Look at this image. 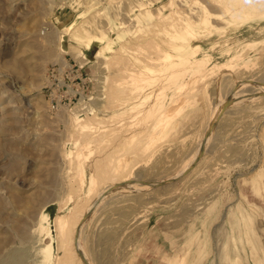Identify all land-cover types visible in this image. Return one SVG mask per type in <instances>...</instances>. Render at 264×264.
I'll list each match as a JSON object with an SVG mask.
<instances>
[{"label": "rangeland", "instance_id": "rangeland-1", "mask_svg": "<svg viewBox=\"0 0 264 264\" xmlns=\"http://www.w3.org/2000/svg\"><path fill=\"white\" fill-rule=\"evenodd\" d=\"M63 61L88 87L50 109ZM262 86L264 0H0V264L71 255L70 224L114 173L137 186L87 212L88 264H264Z\"/></svg>", "mask_w": 264, "mask_h": 264}, {"label": "bare ground", "instance_id": "bare-ground-1", "mask_svg": "<svg viewBox=\"0 0 264 264\" xmlns=\"http://www.w3.org/2000/svg\"><path fill=\"white\" fill-rule=\"evenodd\" d=\"M175 16V15H174ZM176 17V16H175ZM178 18V17H177ZM176 18V19H177ZM179 19V18H178ZM167 21V20H166ZM180 21V20H179ZM163 22H164V20H163ZM165 25H166V23H164ZM163 24V25H164ZM181 24H182V21H181ZM160 26V25H159ZM169 26V25H168ZM166 27V26H165ZM162 28V27H161ZM172 30V29H171ZM187 30H189V29H187ZM172 31H174V30H172ZM143 33V32H142ZM188 33H189V31H188ZM153 34V33H152ZM140 35H142V34H140ZM144 35V34H143ZM145 36V35H144ZM141 37V36H140ZM164 38V37H163ZM110 39V38H109ZM141 42H143V41H141ZM148 42V41H147ZM146 42V43H147ZM150 42V41H149ZM196 42V41H195ZM139 44H140V42H138ZM137 43V45H136V43H135V45L137 46V47H141V46H138L139 44ZM145 43V44H146ZM152 43H154V41L152 42ZM198 43V42H197ZM149 44V43H148ZM123 45V44H122ZM133 45V44H132ZM131 45V46H132ZM135 45H133V47L135 48L136 46ZM142 45V44H141ZM151 45V44H150ZM154 45V44H153ZM153 45H151V46H153ZM104 46V45H103ZM146 46V45H145ZM144 46V47H145ZM149 46V45H148ZM155 46V45H154ZM153 46V47H154ZM126 47V46H125ZM129 47V46H128ZM119 48H120V46H119ZM118 48V49H119ZM133 48V49H134ZM121 49V48H120ZM128 49V48H127ZM149 49H153V48H149ZM129 50V49H128ZM135 50H137L136 48H135ZM141 51V53H142V55L143 54H145L146 52V49H145V51H143V49H140ZM147 50H148V48H147ZM159 50V49H158ZM162 50V49H161ZM153 51V50H152ZM160 51V50H159ZM115 52H117V51H115ZM130 52V51H129ZM143 52H145V53H143ZM155 52V51H154ZM133 53V52H132ZM159 53V52H158ZM161 53V52H160ZM113 54V53H112ZM118 54V53H117ZM116 54V55H117ZM134 54H135V52H134ZM140 54V53H139ZM151 55V54H153V52L151 53V52H148V54L147 55ZM136 55V54H135ZM141 55V56H142ZM164 55H165V53H164ZM122 56V55H121ZM153 56V55H152ZM151 56V57H152ZM161 56V55H160ZM163 56V55H162ZM116 58L118 57V56H115ZM139 57H140V55H139ZM139 57H138V59H139ZM112 58V57H111ZM114 58V57H113ZM119 58H120V56H119ZM150 58V56H147V57H145L144 59H143V56L141 57V60H139V62H141V61H146V60H148ZM153 58V57H152ZM120 59H122V58H120ZM123 59H125V58H123ZM122 59V60H123ZM127 59H128V57H127ZM133 59V58H132ZM130 61V60H129ZM128 60L126 61V63L128 62L129 63V65L132 63H130ZM135 62H137L136 60H134ZM151 61V60H150ZM155 61V60H154ZM147 62V61H146ZM109 63V62H108ZM125 63V64H126ZM128 63L124 66V71H132L133 73L135 72V71H137V69H138V67H136L137 65H135V67L133 68V67H130V66H127L128 65ZM148 63V62H147ZM151 63H153V64H155L154 62H151ZM133 64V63H132ZM131 64V65H132ZM119 65V64H118ZM121 65H122V62H121ZM158 65H159V62H158ZM110 67V66H109ZM122 67V66H121ZM119 68H120V66H119ZM132 69V70H131ZM113 70V69H112ZM123 70V69H122ZM135 70V71H134ZM138 70H140V69H138ZM119 71V70H118ZM113 72H115V71H113ZM120 72V71H119ZM128 73V74H123V75H127L126 77H125V81L127 82V79L129 80V79H132V78H134L135 79V77H137V76H135V73H137V72H135L134 74L133 73ZM139 72V71H138ZM116 73H117V71H116ZM122 73V72H121ZM126 73V72H125ZM140 73V72H139ZM138 73V74H139ZM154 73V72H153ZM109 74H111L110 72H109ZM119 75H120V73H118ZM140 74H143L142 72L140 73ZM112 75V74H111ZM144 75V74H143ZM147 75V74H146ZM196 75V74H195ZM145 76V75H144ZM124 77V76H123ZM193 77V76H192ZM113 78V77H112ZM116 78V77H115ZM114 78V79H115ZM118 78V77H117ZM123 80H124V78H122ZM122 79H121V81H122ZM138 79V78H137ZM139 80V79H138ZM114 81V80H113ZM116 81V80H115ZM114 81V82H115ZM118 81H119V79H118ZM111 82H112V80H111ZM132 82V81H131ZM110 83V82H109ZM117 84V83H116ZM132 84V83H131ZM113 85V84H112ZM123 85H125V84H123ZM249 85V84H248ZM182 86V85H181ZM251 86V85H250ZM110 87H112V86H110ZM125 87V86H124ZM128 86H126V88H125V91H126V93H128V91H130L129 90V87L127 88ZM135 87V86H134ZM134 87H132V88H134ZM107 88V87H106ZM113 88V87H112ZM183 88V87H182ZM250 88V87H249ZM111 89V88H110ZM110 89H108V90H110ZM116 89V88H115ZM114 89V90H115ZM130 89H131V86H130ZM178 89V88H177ZM122 90V89H121ZM180 90V89H179ZM251 90H253L252 88H251ZM250 90V91H251ZM256 90V89H255ZM124 91V92H125ZM186 91V90H185ZM107 92V91H106ZM112 92H114L113 90H112ZM115 92H117V91H115ZM121 92V91H120ZM122 92H123V90H122ZM121 92V93H122ZM140 92V91H139ZM142 92V91H141ZM186 92H188V91H186ZM257 92H260V93H264V87L262 86V89H258L257 90ZM111 93V92H110ZM117 93H119V92H117ZM134 93V92H133ZM256 92L253 90L252 92H251V94L250 95H252V94H255ZM109 94V93H108ZM116 94V93H115ZM120 94V93H119ZM176 94V93H175ZM190 94H191V92H190ZM135 95V94H134ZM137 95H138V92H137ZM136 95V96H137ZM241 95V94H240ZM249 95V94H248ZM105 96V95H104ZM106 96H107V94H106ZM188 96H191V95H188ZM242 96V95H241ZM241 96H240V98H241ZM113 97V96H112ZM116 97H117V95H116ZM139 97V96H138ZM238 97V96H237ZM109 98V97H108ZM177 98V97H176ZM239 98V99H240ZM243 98V97H242ZM141 99V98H140ZM236 99H238V98H236ZM241 100V99H240ZM249 100V99H248ZM112 101H113V98H112ZM156 101V100H155ZM173 101V100H172ZM171 101V102H172ZM177 101V100H176ZM234 101V100H233ZM240 102V101H239ZM114 103V102H113ZM132 104V103H131ZM170 104V103H169ZM115 104H113V105H110V106H112V108H113V106H114ZM119 105H120V103H119ZM126 105V104H125ZM148 105V104H147ZM153 105V104H152ZM151 105V106H152ZM178 105H179V103H178ZM105 106H108V105H105ZM116 106V105H115ZM140 107V106H139ZM110 108V107H109ZM130 110V109H129ZM128 110V111H129ZM135 110V109H134ZM165 110V109H164ZM101 111V110H100ZM131 111H133V110H131ZM136 111V110H135ZM143 112H144V110H142ZM147 111H148V109H147ZM140 112V111H139ZM94 113V112H93ZM105 113V112H104ZM123 113H125V112H123ZM115 114H117L116 112H115ZM125 114H128V113H125ZM136 114V113H135ZM138 114V113H137ZM142 114V113H141ZM97 115V114H96ZM111 115V114H110ZM158 115V114H157ZM161 115V114H160ZM103 116V115H102ZM90 117V116H89ZM88 117V118H89ZM94 117V116H93ZM98 117V116H97ZM104 117V116H103ZM112 117H114V115H112ZM120 117V116H119ZM156 117V116H155ZM91 118V117H90ZM98 118H100V117H98ZM97 118V119H98ZM133 118V117H132ZM135 118V117H134ZM156 118H158V117H156ZM94 119H96V118H93L92 120H94ZM102 119V118H101ZM110 119V118H109ZM111 119H113V118H111ZM117 119V118H116ZM159 119V118H158ZM91 120V119H90ZM123 120H125V119H123ZM113 121V120H112ZM153 121V120H152ZM88 122V121H87ZM97 122V121H96ZM107 122V121H106ZM105 122V123H106ZM124 122V121H123ZM133 122V121H132ZM131 122V123H132ZM164 122V121H163ZM109 123V122H108ZM111 123V122H110ZM114 123V122H113ZM120 123V122H119ZM158 122H156V125H158L157 124ZM84 124V123H83ZM89 124V123H88ZM90 124H92V123H90ZM154 124V123H153ZM98 125V124H97ZM117 125V124H116ZM149 125V124H148ZM100 126V125H99ZM151 126H155V124L154 125H151ZM83 127V126H82ZM107 127V126H106ZM118 127V126H117ZM148 127V126H147ZM155 127H157V126H155ZM93 128V127H92ZM154 128V127H153ZM158 128H159V126H158ZM98 129V128H97ZM116 129V128H115ZM117 129H119V127L117 128ZM157 129V128H156ZM93 130H95V129H93ZM100 130V129H99ZM112 130V129H111ZM102 131H105L104 129H102ZM107 131L108 130H106V133H107ZM97 132V131H96ZM206 132V131H205ZM83 133V132H82ZM118 133V132H117ZM146 133V131L144 132V134ZM149 133V132H148ZM154 133V132H153ZM100 134V133H99ZM102 134V133H101ZM112 134V133H111ZM120 134V133H119ZM82 135V134H81ZM110 135V134H109ZM146 136H147V134H145ZM97 136V135H96ZM106 136V135H105ZM104 136V137H105ZM133 136V135H132ZM104 137H103V139H104ZM108 137V136H107ZM115 137V136H114ZM142 137H143V135H142ZM85 138V137H84ZM83 138V139H84ZM90 138V137H89ZM118 138H119V135H118ZM134 138V137H133ZM136 138V137H135ZM82 139V140H83ZM88 139V138H87ZM98 139V138H97ZM110 139H112V138H110ZM117 139V138H116ZM127 139V138H126ZM129 139V138H128ZM137 139V138H136ZM143 139V138H142ZM202 139V138H201ZM81 140V139H80ZM89 140V139H88ZM91 140V139H90ZM94 140H96V139H94ZM99 140V139H98ZM124 140V139H123ZM147 140V139H146ZM112 141V140H111ZM126 141V140H125ZM148 141V140H147ZM152 141V140H151ZM85 142V141H84ZM113 142V141H112ZM111 142V143H112ZM145 142V141H144ZM200 142V141H199ZM82 143V142H81ZM110 143V144H111ZM126 143V142H125ZM203 143H204V140H203ZM104 144V143H103ZM108 145H110L109 143H107ZM123 144H124V142H123ZM134 144V143H133ZM136 144V143H135ZM149 144V143H148ZM200 144V143H199ZM139 145V144H138ZM145 145V144H144ZM203 145V144H202ZM202 145H201V147H200V149L202 148ZM95 146V145H94ZM104 146H107V145H103V146H101L100 145V149H101V147L103 148ZM124 146V145H123ZM130 146V145H129ZM137 146V145H136ZM140 146V145H139ZM198 146H196V148H197ZM95 148V147H94ZM97 148V147H96ZM113 148V147H112ZM120 148H122V147H120ZM129 148V147H128ZM137 148V147H136ZM141 147H139V149H140ZM114 149V148H113ZM118 149V148H117ZM197 149H199V148H197ZM80 150H82V149H80ZM96 150V149H95ZM103 150V149H102ZM134 150V149H133ZM138 150V149H137ZM141 150V149H140ZM91 151V150H90ZM98 151V150H97ZM111 151V150H110ZM110 151H107L108 152V154L110 153ZM130 151V150H129ZM112 152H114L113 150H112ZM124 152V151H123ZM130 152H133V151H130ZM136 152V151H135ZM141 152V151H140ZM139 152V153H140ZM81 153V152H80ZM121 153V152H120ZM127 153H129V152H127ZM95 154V153H94ZM106 154V153H105ZM105 154H104V156H105ZM111 154V153H110ZM125 154V153H124ZM148 154V153H147ZM197 154V153H196ZM196 154H194L195 156H196ZM129 155H130V153H129ZM133 155V154H132ZM139 155V154H138ZM109 157V155H106L105 157L106 158H108ZM117 156V155H116ZM123 156V155H122ZM100 157V156H99ZM118 157H120V156H118ZM146 157V156H145ZM144 157V158H145ZM194 157V156H193ZM110 158V157H109ZM108 158V159H109ZM115 158V157H114ZM117 158V157H116ZM195 158V157H194ZM194 158H193V161H194ZM80 159V158H79ZM78 159V160H79ZM93 159H95V158H93ZM100 159V158H99ZM102 159V158H101ZM119 159V158H118ZM190 159V158H189ZM112 160V159H111ZM133 160H135V159H133ZM106 161H107V159H106ZM93 162V161H92ZM96 162V161H95ZM94 162V163H95ZM120 162V161H119ZM100 163V162H99ZM106 163V162H105ZM113 163V162H112ZM125 163V162H124ZM190 163H192V161L190 162ZM88 164V163H87ZM92 164V163H91ZM108 164V163H107ZM114 164H115V162H114ZM116 164H117V162H116ZM115 164V165H116ZM85 165V164H84ZM93 165H95V164H93ZM100 165H101V163H100ZM120 165H122V163L120 164ZM128 165V164H127ZM187 165L189 166V164H188V162H187ZM68 166V165H67ZM109 166H110V164H109ZM119 166V165H118ZM124 165H122V167H123ZM186 166V165H185ZM188 166L186 167L187 169H188ZM94 167V166H93ZM96 167V166H95ZM100 167V166H99ZM117 167V166H116ZM101 168H102V166H101ZM107 168V167H106ZM105 168V169H106ZM112 168V167H111ZM110 168V169H111ZM126 168H127V166H126ZM96 169V168H95ZM99 169V168H98ZM109 169V170H110ZM129 169V168H128ZM182 169L183 170H185L183 167H182ZM114 170V169H113ZM92 171V170H91ZM96 171V170H95ZM99 171V170H98ZM108 171V170H107ZM118 171H119V169H118ZM117 171V172H118ZM122 171V170H121ZM121 171L119 172V175H120V173H121ZM127 171L128 170H126V173H127ZM93 172V171H92ZM105 172V171H104ZM103 172V173H104ZM110 172V171H109ZM109 172H108V174H109ZM112 172V171H111ZM115 171H113L112 173H114ZM123 172H125L124 170H123ZM178 172V171H177ZM180 172H181V169H180ZM99 173H100V171H99ZM99 173H97L96 172V174H99ZM107 173V172H106ZM111 173V174H112ZM126 173H124V174H126ZM93 174H95V172L93 173ZM95 174V175H96ZM101 174V173H100ZM105 174V173H104ZM111 174H109L110 176H111ZM117 175H118V173H116ZM115 173H114V175L116 176V177H114L113 175V177H114V179H113V181L110 183V184H108V185H106L105 183H103V184H105L106 186H104L103 188H102V190L100 191V192H97L98 193V195L95 197L96 199H95V201H94V203L93 204H90V205H92L91 207H94V204H96L102 197H104V195L106 196V194H108L109 193V191L111 192L112 190L113 191H115L114 189H122V188H126V187H130V186H135L136 184L135 183H133V182H128L127 183V180H129V178H122V177H119V176H117ZM123 174V176H125ZM102 175V174H101ZM110 176H108V177H110ZM176 176V175H175ZM178 176V175H177ZM75 177V176H74ZM102 177H103V175H102ZM105 177V176H104ZM63 178V177H62ZM79 178V177H78ZM81 178V177H80ZM97 178V177H96ZM162 178V177H161ZM171 177H166V179H163V180H161V181H165V180H167V179H170ZM111 179V180H112ZM132 179V178H131ZM137 179V178H136ZM104 180V179H103ZM102 180V181H103ZM108 180H110V179H108ZM159 180V179H158ZM104 181H106V180H104ZM157 181V180H156ZM97 182H99V180L97 181ZM150 182V181H149ZM137 183V182H136ZM153 183V182H152ZM152 183H143L142 185L145 187V186H148L149 184H151V186H152ZM160 183V182H159ZM139 185H140V183H138ZM156 184H154L153 183V186H155ZM137 186V185H136ZM142 186V187H143ZM150 186V185H149ZM148 186V187H149ZM150 186V187H151ZM152 186V187H153ZM140 187V186H139ZM69 188V187H68ZM79 188V187H78ZM77 188V189H78ZM136 188V187H135ZM141 188V187H140ZM73 189V188H72ZM94 189V188H93ZM79 190V189H78ZM117 190L115 191V192H117ZM66 191V190H65ZM72 191V190H71ZM75 192V191H74ZM95 192V191H94ZM67 193V192H66ZM114 193V192H113ZM91 194V193H90ZM111 194V193H110ZM121 194V193H120ZM96 195V194H95ZM91 196V195H90ZM94 196V195H93ZM113 196H115V195H113ZM89 198V197H88ZM111 199V198H110ZM88 201V200H87ZM86 204V203H85ZM89 205V204H88ZM86 206V205H85ZM80 207V206H79ZM91 207H89L88 209H86V211L83 213V214H79L80 216H78V217H75L76 219L74 220V222H73V226L70 224V226L72 227V229H69V228H71V227H68V229L69 230H71V233H72V235H71V233H69L68 235H71L70 237H68V238H71V239H69L70 241V243H71V240H72V244H70L69 243V245H72L71 247H73V252L75 251V249H74V244H75V247L78 245V247L80 248V242H79V239H78V235H79V229H80V227H81V225L83 224V222H85L84 221V219H85V216L87 215V212L88 211H90L92 208ZM83 209V208H82ZM76 210V209H75ZM74 215V214H73ZM73 217V216H72ZM70 218H71V216H70ZM91 218V217H90ZM68 220V219H67ZM64 221V220H63ZM72 222V221H71ZM69 223V222H68ZM59 226H61V225H59ZM62 230V229H61ZM66 231V230H65ZM64 235V234H63ZM63 242V241H62ZM68 242V241H67ZM66 246V245H65ZM68 247H70V246H68ZM70 250H71V248H69ZM76 249H78L77 247H76ZM81 249V248H80ZM80 249H78V250H80ZM63 251H65V250H63ZM70 252L71 253V255L70 254H64L63 256H62V258L59 260V261H57V263L58 264H86V263H88L87 262V258H86V256H85V254L83 253V251L81 252V250H80V261H81V263L80 262H78L76 259H74L73 260V257L75 256V254L73 253V252ZM65 253H67V251L65 252ZM9 254V253H8ZM22 255H11L8 259L10 260V262H14V263H19L21 260H22ZM5 259H7V257L6 258H4V261H5ZM7 261V260H6ZM23 261V260H22ZM21 261V262H22ZM5 263H7V262H5ZM4 263V264H5ZM56 263V264H57ZM12 264V263H11Z\"/></svg>", "mask_w": 264, "mask_h": 264}, {"label": "built area", "instance_id": "built-area-1", "mask_svg": "<svg viewBox=\"0 0 264 264\" xmlns=\"http://www.w3.org/2000/svg\"><path fill=\"white\" fill-rule=\"evenodd\" d=\"M46 72L44 95L50 109L83 97L88 79L81 66L63 61L52 64Z\"/></svg>", "mask_w": 264, "mask_h": 264}, {"label": "water", "instance_id": "water-1", "mask_svg": "<svg viewBox=\"0 0 264 264\" xmlns=\"http://www.w3.org/2000/svg\"><path fill=\"white\" fill-rule=\"evenodd\" d=\"M199 158V157H198ZM86 264H88V263H86Z\"/></svg>", "mask_w": 264, "mask_h": 264}]
</instances>
